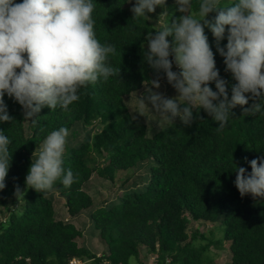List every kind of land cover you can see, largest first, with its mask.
<instances>
[{
  "label": "trees",
  "instance_id": "obj_1",
  "mask_svg": "<svg viewBox=\"0 0 264 264\" xmlns=\"http://www.w3.org/2000/svg\"><path fill=\"white\" fill-rule=\"evenodd\" d=\"M92 2L96 37L101 44L115 46L116 54L106 63L120 68V75L80 88L78 101L67 109L45 106L31 119L14 98L4 96L13 119L0 122L12 156L6 187L0 190V264H72L86 259L92 264H145L143 252L157 264H207L210 245L218 248L219 241L197 245L206 238L195 224L223 228L230 264H264V199L241 197L234 184L236 166L251 172L245 157L250 161L264 156V108L253 116L244 113L251 99L237 105L221 130L203 109H193L188 126L179 117L155 126L148 112L140 115L132 102L146 93L151 80L168 82L145 58L148 34L154 36L163 25L155 12L146 13L149 18H133L136 0ZM200 2L191 0L193 12ZM235 2L221 0V5ZM161 8L174 11L178 5L166 0ZM215 15L206 19L212 21ZM204 33L216 69L228 81L230 99L236 81L225 70L210 28L205 26ZM227 35L228 26L219 42L225 51ZM167 39L171 43L173 37ZM172 70L180 71L175 63ZM209 87L216 91L215 82ZM61 127L69 130L63 167L71 169L74 182L66 187L57 180L51 190L37 192L26 185V176L44 139ZM95 173L112 184L121 180L122 194L97 205L87 191ZM57 202L63 203L67 218L59 216ZM85 215L88 225H77L74 220ZM89 226V233L99 237L101 253L79 242Z\"/></svg>",
  "mask_w": 264,
  "mask_h": 264
},
{
  "label": "clouds",
  "instance_id": "obj_2",
  "mask_svg": "<svg viewBox=\"0 0 264 264\" xmlns=\"http://www.w3.org/2000/svg\"><path fill=\"white\" fill-rule=\"evenodd\" d=\"M166 0H136L133 18L146 17L163 7ZM177 19L149 35L146 60L157 72L163 71L177 91L168 98L158 91V79L145 86L138 96L140 115L147 107L158 113L162 122L174 123L177 117L188 126L193 109H203L223 129L232 117V109H244L256 115L264 108V0H236L222 6L221 0H201L198 12L191 0H176ZM92 0H0V122H10L4 96L15 99L31 119L45 106L67 109L78 101V90L98 79L107 81L120 75L121 69L109 66V55L116 54L111 44H101L94 31ZM226 8V10H224ZM212 21L206 19L210 13ZM164 12L161 14L163 15ZM197 16L199 18H197ZM210 28L217 41V51L224 57L226 71L236 81L231 87L216 69L214 54L204 33ZM228 26L226 51L219 47ZM173 37L170 43L167 39ZM173 59L170 60L169 57ZM173 63L180 70H172ZM215 82L216 91L209 84ZM250 94V95H246ZM151 105V108L149 107ZM135 119V117H133ZM43 131V129H41ZM69 130L61 127L44 139L38 157L26 176V185L37 192L51 190L57 180L71 186L74 176L63 167V154ZM10 138L0 131V190H3L12 156ZM251 172L235 169V187L241 197L264 199V156L250 161ZM20 193L17 187L16 194Z\"/></svg>",
  "mask_w": 264,
  "mask_h": 264
},
{
  "label": "rangeland",
  "instance_id": "obj_3",
  "mask_svg": "<svg viewBox=\"0 0 264 264\" xmlns=\"http://www.w3.org/2000/svg\"><path fill=\"white\" fill-rule=\"evenodd\" d=\"M177 8L173 10H164L160 6H157L155 10V15L157 18V21L160 25H165L169 22H171L173 19H177L179 16L182 15L178 11L179 16H176ZM164 12L163 15H161ZM170 17V18H169ZM197 18H199L197 16ZM170 19V20H169ZM153 91H158L162 93L164 96L168 98H175L178 93L177 91L172 87L171 84L168 82H160V88L159 89H153ZM144 93H141L140 95H143ZM132 107H139V99L132 102ZM151 108V105H149ZM144 111H147L150 117L152 118V121L155 126L160 125L163 123L161 121V118L158 113H155L151 111L149 108H145ZM121 180H117L114 184L110 183L107 180H104L102 177H100L98 174H94L91 180L89 181L87 185V191L89 194L93 196V198L96 201L97 205H100L101 202L104 201H110V200H116V197L122 194L123 190L121 189ZM57 211L60 214L59 216L61 218H67V210L64 207L62 202H57ZM77 225L82 226V224H87L88 218L85 216L79 217V219L74 220ZM194 228L199 230L201 233L204 234L206 239L200 238L197 242V245H205L210 244L211 240L213 241H219V246L216 248V245H210V248L208 249V256H209V263L207 264H230V253H229V243H225L223 241V228L218 227L216 224L211 225H205L202 226L200 224H195ZM91 231L90 226L86 227L84 232V238L80 239V244H87L88 247L93 248V250L99 251L100 253L103 251L102 246L99 242V237L97 235H91L89 233ZM142 259L145 262V264H157L156 259L152 256H147L146 252H143ZM93 262L91 260H79L74 261L72 264H92Z\"/></svg>",
  "mask_w": 264,
  "mask_h": 264
},
{
  "label": "water",
  "instance_id": "obj_4",
  "mask_svg": "<svg viewBox=\"0 0 264 264\" xmlns=\"http://www.w3.org/2000/svg\"><path fill=\"white\" fill-rule=\"evenodd\" d=\"M154 33H155V32H153V33H149V34H148V37H149V35L154 34Z\"/></svg>",
  "mask_w": 264,
  "mask_h": 264
}]
</instances>
